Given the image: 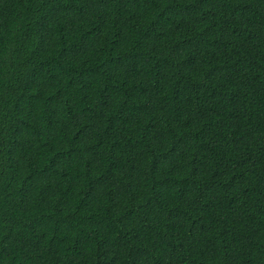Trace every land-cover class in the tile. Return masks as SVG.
<instances>
[{"label": "trees", "instance_id": "1", "mask_svg": "<svg viewBox=\"0 0 264 264\" xmlns=\"http://www.w3.org/2000/svg\"><path fill=\"white\" fill-rule=\"evenodd\" d=\"M0 264H264V0H0Z\"/></svg>", "mask_w": 264, "mask_h": 264}]
</instances>
